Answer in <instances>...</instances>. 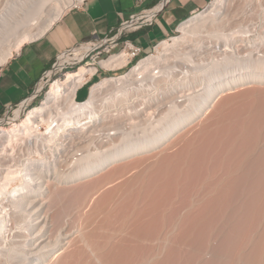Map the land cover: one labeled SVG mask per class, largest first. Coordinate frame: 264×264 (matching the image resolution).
<instances>
[{
	"label": "bare ground",
	"instance_id": "1",
	"mask_svg": "<svg viewBox=\"0 0 264 264\" xmlns=\"http://www.w3.org/2000/svg\"><path fill=\"white\" fill-rule=\"evenodd\" d=\"M235 1L214 0L209 9L191 16L178 27L183 30L181 37H174L171 44L162 42L163 52L179 39L194 36L186 31L204 25L207 35L212 34L217 39L227 37L220 27H216L214 33L209 27L225 22L223 19L229 14L219 9L229 8ZM46 2L48 0L28 1L25 8L21 7L23 17L19 18L22 19H13L16 22L10 21L11 26H1L0 36L7 37L19 27L24 29V21L38 14ZM257 2L238 0L241 15L251 13L249 8ZM66 3V7L71 4L69 0ZM62 7H57L53 16L35 30L22 31L14 45L1 53L0 64L23 43L42 35L63 13ZM221 20L223 22L219 23ZM166 57L161 54L141 60L129 74L135 78L137 73H145L156 61L162 63ZM223 58L231 61L230 57ZM126 62L124 53H116L99 64L114 70ZM249 64L245 66L250 70L245 78L238 75L224 87L206 88L199 103L195 95L185 91L163 89L171 69L163 67L154 102L159 106L164 104L166 112L158 115L144 111L134 122L131 117L137 110L128 108L125 117L130 122L125 126L118 125V117L113 114V111L120 113L117 102L97 109L94 98L99 89L111 87L121 91L119 79H104L93 85L90 97L83 103L75 99L76 90L86 80L82 74L88 70L87 74L91 75L94 67L85 68L65 86L55 81L45 100L19 122L6 128L1 125L4 120H0V209L8 207L12 224L10 216L13 218L18 213L26 190L31 184L46 186L41 174L49 168L57 170V165L61 164L68 167L66 173H62L65 174L63 183L98 177L86 185L90 195L86 188L85 195L80 189L79 196L85 198L82 208L85 210L90 205L88 213L80 215L83 216L81 222L71 232L63 229L65 232L58 236L61 245L54 241L59 246L54 251L60 249L59 256L54 252L57 261L53 259L44 264H264V59L257 58ZM193 77L195 75L187 72L179 82L183 84ZM252 82L253 87L246 89ZM235 89L239 91L233 94ZM120 96L119 105L128 100L127 91L123 90ZM62 98L65 101L60 103ZM183 105L188 107L187 111L179 109ZM172 112H176V117ZM156 113L158 119L152 120ZM108 119L113 120L108 124L110 128L105 127ZM144 123L159 125L161 129L143 140H132L129 133L140 129L136 128L137 124ZM100 124L107 128L101 138L108 143V148L98 138L105 146L96 147L98 143L93 142L92 150H87L92 142H86L88 146L74 161L68 150L58 148L63 141L73 138V133L85 130L93 133ZM125 136L129 138L126 145L119 147L111 143L114 138L123 140ZM101 152L105 157L94 160ZM109 186L112 187L107 189ZM37 192L43 197L49 193ZM7 225L8 220H0V237ZM162 254L164 262L159 261ZM35 257L38 256L29 259Z\"/></svg>",
	"mask_w": 264,
	"mask_h": 264
},
{
	"label": "rangeland",
	"instance_id": "2",
	"mask_svg": "<svg viewBox=\"0 0 264 264\" xmlns=\"http://www.w3.org/2000/svg\"><path fill=\"white\" fill-rule=\"evenodd\" d=\"M24 1L28 2L30 0H0V16H1L0 21L1 22L5 21L4 23H6L8 21L7 22L8 24H4V23L0 22V24H2V25H0L1 30H3L2 27H4L5 25L8 26L9 24H11L10 21L14 22L16 20V18H18L17 20L22 19V18H19L20 16L23 17L22 16V13H23L22 8H25L24 6L27 5V2H24ZM67 1L68 0H48V2H46V4L41 8V10L38 12V14L30 16L27 18V20L24 21L25 23L22 24L24 26L22 28H24V29H21L19 27L16 29L17 31L10 32L9 35L7 34L8 35L7 37L4 36L5 38L0 36L1 38H4V40H2L0 38V42L2 41L0 43V55L5 50H7L9 47H12L14 45V43L16 42L17 38H19L23 32L35 30L39 26L43 25L51 16H53L57 7L63 6L62 11L64 12L65 9L67 8L65 6V5H67V3H66ZM69 1L72 4L76 0H69ZM235 2H233V4H232L233 7L232 6H230L229 8L227 7L229 9L227 11H229V12H226V13L229 14L230 16L228 15L227 19L226 18L223 19L225 22H223V20H221V21H219V23H222V22L225 24L228 23V26L233 25L231 23V20H232L231 15L233 13H232L230 8L231 7L232 8H238L239 7V6H237L238 0H237L236 4H235ZM9 4H10V6H9ZM235 5L237 7H234ZM241 10L242 9L239 8L240 14H241ZM199 13H201L200 10L197 11L195 15H197ZM2 19H4V20H2ZM13 19H15V20H13ZM242 19L247 20L248 16H245V17L240 16V20H242ZM219 25L214 24V26H212V28L209 27V29H211L212 32L214 33L215 28ZM9 26H11V25H9ZM203 27L200 26L199 28L195 29L194 31H192V30L186 31V33H188L190 35L192 34L194 36L193 37H187L184 40L179 39L178 42L174 43L173 45L175 47H179V48L177 49V51L168 53L166 60L163 61V66H168L171 68V69H169V73L172 72L174 69H178L179 65L183 64L181 66V68L186 67L189 69L187 72H191L192 75H195V77L187 79L183 84H180V82H179V79H181L182 77H176L173 79L174 82L173 81L172 82L174 83V85L177 88H179L178 90H182V91L186 90L185 91L186 93H190L191 95H195L196 97L194 99L197 103L202 102L201 100L203 99V97L205 95V92L207 90L206 88H212L213 90H215L219 87H224L225 85H227L230 82V81L224 82L225 80H223L224 78L221 75L224 73H227L228 69L230 68V65L233 63V62L232 63L228 62L229 64L227 63L228 64L227 67L223 68L221 63L217 64V62H213V60H211V63L209 65V73L210 74H208L207 78L202 80L203 76H201V71L204 70V68L206 67V66H204V67L202 66V63L204 62V58H203V54H202V49H203L202 45L204 44V39L202 38V35H203L202 32L205 31V25ZM11 33H13V34H11ZM0 35H2V34H0ZM182 35H183V30L181 28H179V31L173 33L171 36H177L176 38H179ZM211 39L215 40L214 35L211 36ZM196 41L200 42L198 44L199 46L197 44H195ZM81 46H84V45H79V46L75 47L71 51V53L65 54L64 56L63 55L60 56L59 59L56 61V65L53 68L51 66L48 69V71H49L48 75L46 77H44L43 80L40 81V84L38 86V87H43V89L40 91V94L38 95V97L33 102H31L30 106L25 110L23 115H25V113L31 107H33L35 105L38 106L39 102L45 100V98L47 96V94H46V96H44L45 92L47 90H50V86L52 83H54L55 81H59L63 86H65L71 80L76 78V76L80 72H82V68L97 66V68L99 69V75L96 76L95 78H93L92 81H95L99 77L102 78V77L116 76V75L122 74V73L128 71L131 67V63H130L127 67H124L122 69H115V70H107L106 71V70H104V67H101L98 65V62L100 60L106 59L109 54L116 53L121 48V46H118L117 49L111 50L109 53H106L105 51H103L102 48H99V49L94 51L92 58L87 57V58H84V60L80 61V59H81L80 57L83 56V53H79L80 54L79 55L77 52L80 51ZM174 46H172L171 48H173ZM197 47L198 48L201 47V48L198 49ZM171 48H169V50ZM162 49H163V47H162ZM97 52H99V53H97ZM13 53H15V51H13L12 54ZM143 55L144 54H142L141 57ZM85 61H89V62L86 63ZM1 65L2 64H0V67H1ZM236 65L239 68L240 73L241 74L244 73L243 75H239V76H242L245 78L244 75L246 74V72L249 73V71H250L249 68L245 69L247 67V65H249V62L247 61L244 64H243V62H241V63L236 64ZM87 72H88V70L84 74H82V75L86 76V79L89 76L87 74ZM224 76H226V75H224ZM187 82L189 83L190 88L188 87L187 89H185ZM253 84H255V83L252 82V84H251L252 86H250V87H249L250 84L248 85V87H247V85H245L244 87H247L246 89H248V88L253 87ZM201 85H203V86H201ZM242 88H239V89H242ZM239 89H237V90L239 91ZM243 89H245V88H243ZM237 90L235 89L233 94H236L235 92ZM86 93H87V85H85L79 91L78 96H77L78 99H83L86 96ZM127 97H129L128 92H127ZM64 101H65L64 98L60 99V103L64 102ZM164 106L160 107V108L159 107H153V109L156 108V110H158V115H159V114L166 112V110H164ZM183 106H185V105H183ZM148 108L152 110V111L146 110L148 112H157L156 110H153L152 107H150V106ZM161 108H163V109H161ZM182 108L185 109V111L188 110L187 106L182 107ZM182 108L179 107V109H182ZM130 109H132V108H130ZM133 109H135V108H133ZM2 114H0V118L3 117L4 120L7 119V121L11 120V118L13 117V115L11 113L6 114L5 116H3ZM129 116H131V115H129ZM21 117H23V116H21ZM20 119H22V118H19V120ZM9 122H11V121H9ZM106 124L110 125V123H106ZM154 125L155 124H153V126ZM10 126L11 125H9V123H7V124H5L4 127L9 128ZM153 126H150V124H147V123H144L140 126L137 125L136 128L139 127L140 129H138L135 132H131L129 134H130L132 140H135L134 138L142 139L145 136L146 137L151 136L158 129H161V128H159V125H157V126L155 125L154 127ZM152 127H153V129H152ZM151 129L153 130L152 133H151ZM149 133H150V135H149ZM201 134H203V133H201ZM127 136L124 137L125 138V139H123L124 141L121 140L122 138L116 137L111 141V143L118 144L119 147H122V145L124 146V143L126 145L127 138L129 137V136L128 137ZM143 139H145V138H143ZM142 140H137V141H142ZM89 142H92L93 145H94V143H96V144L98 143V146L95 145L96 147H100L103 144L102 142H99V141H96L93 143V141L90 140L87 143H89ZM105 144H103V145L105 146ZM106 145L107 146H105V148H108V143ZM176 151H178V150L176 149ZM102 157H105V154H103V152H101L98 155H95L94 160H99ZM66 167L67 166H65V165L58 164L57 170H54L53 168H51V169L49 168L41 174L43 177V179H41V181L42 182L45 181V184H46V187L42 191H48L49 193H48V195L47 194L44 195V197L42 196V199L39 197H30L28 200L24 201L20 205V209L17 213L18 215H16V217L14 219L12 218L13 219V221H12L13 228H11V230H6L3 237H0V264H44L45 262H48L49 260L53 261V259H56L55 261H57V258H55V257L58 254L60 255V253H59L60 249H58L56 251H54V250L56 248H59L57 243L60 242L59 238L61 237V232L64 231L63 230L64 228L66 231L68 230L67 232H71L74 228H76L77 225H79V223L81 222L80 221L81 218L84 215H86V213H88V208L90 209V205H89V207H86L85 210L82 208V205H81V202L83 203L85 201L84 195L86 193L84 192V188H86L85 189L86 192L88 191L87 193L91 192V191H89V187L87 188V186L91 182H94V178L96 180L98 177L96 175V176H91V177H88L86 179L79 180L76 182L63 183V182H65V180L63 178L65 174L62 175V173H66V170L68 169V167L67 168ZM54 176H55V178L56 177L57 178L56 179L54 178L55 180L54 179L52 180V178ZM44 178H45V180H44ZM61 181H63V182H61ZM88 181H90V182H88ZM111 187L112 186H109V187H107V189H110ZM80 189L83 191H81ZM80 191H81V194H82V192H84L83 196L82 195L79 196ZM59 192H61L63 194H61ZM88 195H90V193ZM88 195H87V198H88ZM81 198H83V199H81ZM240 198H237V199L240 200ZM74 200H75V202H74ZM242 200L243 199L241 198V201ZM91 205H92V203H91ZM176 206H177V204H176ZM38 211H40V213H43L42 218L36 217V214ZM81 214H83V216H80ZM221 220L222 219L220 218L219 221L222 223ZM64 224H66V225L64 226ZM31 229H32V231H31ZM58 229H59V231H58ZM60 229H62V231H60ZM30 232H32L31 235H29ZM57 232L60 234L59 235L56 234ZM162 235H161V237H162ZM58 236H60V237L58 238ZM57 239H58V241H57ZM28 240H30V242ZM55 240L57 242L56 244L54 242ZM31 241H34V242H31ZM53 244L55 245V248H54ZM59 245H61V242ZM27 250H34V251L32 253H29V251H27ZM54 252H58L57 255H56V253L54 254ZM33 255L34 256L37 255L38 257L32 258V260L29 259V258L33 257ZM23 256L27 257L28 259H26V258L24 259ZM163 258H164V254H162L159 257V261H163ZM58 260H59V258H58Z\"/></svg>",
	"mask_w": 264,
	"mask_h": 264
},
{
	"label": "built area",
	"instance_id": "3",
	"mask_svg": "<svg viewBox=\"0 0 264 264\" xmlns=\"http://www.w3.org/2000/svg\"><path fill=\"white\" fill-rule=\"evenodd\" d=\"M163 1L164 0H161L162 3ZM213 1L214 0H209L206 6L202 8L200 12H204L207 9H209L208 7L211 5ZM83 2L84 0H76L75 2L70 4L62 14H64L67 11L81 9ZM160 9H161L160 7L159 8L153 7V8L145 9L140 12L131 14L128 19L120 22L119 26L116 28V30L112 34L96 42L88 43V44H85L84 46H81L80 51H78V54L83 53V56L80 57L81 58L80 61L84 60V58H87V57L92 58L94 51L99 48H102L103 51H105L106 53H109L114 48L121 46V48L116 53H124L127 56V62L125 63L123 67L119 69L127 67L130 63H131L130 69H132L133 66L137 65V63L140 62L141 60L147 59L149 57L156 58L161 54H165V56H167L168 53L177 51L179 47L174 46L170 50L163 52V49L161 46L162 42L171 44L173 42L172 39L176 37V36L170 35L160 40L153 46H151L149 51L145 52L144 55L141 57V55L143 54L141 47L133 44L131 40L126 38L127 35L130 34L131 32L136 31L145 26H150L154 18L156 17L157 13L160 11ZM230 9L233 13L231 15L232 17L231 23L233 25L228 26V23L226 24L223 23V24H220V26H217L218 28L220 27L221 33L225 32L228 35L227 37L217 39V36H214L215 40H213L211 39L212 35L211 36L207 35V32L205 31L202 32L203 33L202 38L204 39V44L202 45V48H203L202 54H203L204 62L202 63V66L203 67L206 66L208 68V70L206 71L205 69L201 71V76H203L202 80L207 78L208 74H210L209 65L211 63V60L217 63H221L223 68L227 67L228 62H236L230 65V68L228 69L227 73H224L221 75L224 78L223 80H225L224 82H226V81H231L233 77L244 74V73L242 74L240 73V70L236 65L237 60L248 61L250 63V61L257 59V58L264 59V0H258L257 4L253 3L251 5V7L248 10L251 13L247 15L248 16L247 20L246 19L240 20V16L241 17L243 16L240 14L239 8H230ZM219 10L223 11L224 13L227 12V8H220ZM195 14L196 13L192 14L191 16ZM227 17L228 15L225 16L226 19ZM177 31H179L178 28L176 32ZM72 50L64 52L60 56L69 54L71 53ZM116 53L109 54L108 57ZM60 56H58L55 59V61L52 64V68L56 65V61L59 59ZM223 57H230L231 61H226V58H223ZM99 62H98V65L101 66ZM182 65L183 64L179 65L178 69H174L172 72L169 73V77L168 79H166V83H165L166 84L165 89H167V91L179 89L174 85L173 79L176 77H182V75L187 73V71L189 70L186 67L181 68ZM91 67H94L95 71L91 75H89L90 78L88 80H85L84 83H82L79 86V87H82V86L87 85V95L85 99L80 102L83 103L90 97L91 88L93 85L99 83L100 81L104 79H113V81L114 80L116 81L117 79H119L121 81L120 83L121 91L114 90L111 87L105 90L99 89V91L95 94V97H94L95 99H97V102H96L97 109L102 108L103 106L111 107L112 103H115V102L118 103L117 106L120 107V113L117 111H113L114 116L118 117L116 119V121H118V125L120 124V125L125 126L127 123L130 122L126 118L128 115L127 114L128 108H135L137 110L135 115L133 116L132 114V117H131V119L134 122H136L137 121L136 118H140L139 113L142 115L146 112V110L152 111L151 109L148 108L149 106L152 107V109L153 107L160 108L164 106V104H161L159 106V103L154 102L157 99V93H159V89H160L159 80L162 79L161 76H162L163 67H166V66H163V62L161 63L159 61H156L154 65H152L145 73H141V72L137 73L135 75V78H132V76L129 74L130 73V69H129L128 71L122 74L116 75V76H109V77H102V78L99 77L95 81H92V80H93L94 75L99 73V69L97 68V66H91ZM104 70L107 71L111 69H107L104 67ZM48 72L49 71L47 70L42 74L41 78L35 84V86L32 89L31 94L27 98H25L24 100H22L21 102H19L18 104L14 106H9L3 112L2 114L3 116L11 113L13 117L11 118V120H8V121L7 119L4 120V118L1 117L0 120H4L1 123V125L5 126V124L7 123H9V125H12V123L19 122V118H24L29 110L37 106L35 105L31 107L25 113V115H23L25 110L30 106L31 102H33L38 97V95L40 94V91L43 89V87H38V86L40 84V81L43 80L44 77L48 75ZM89 82L91 83L88 84ZM118 83L119 82H116V84ZM188 87H189V83L187 82L185 89H187ZM123 90H126L128 92L129 97L127 98L129 100L119 105V102L121 99L120 95ZM48 91L49 90L45 92L44 96H46ZM183 91H186V90H183ZM112 92H113V95H112ZM41 102H39L38 105H40ZM182 107H185V106H181V108ZM153 110H156V108H154ZM156 111L158 113V110ZM157 113L156 115H154V118H152V120L157 119ZM171 115H173V117H176V112H172ZM106 122L111 124L113 120L109 121L108 119ZM106 122H104L103 124H105ZM138 122L140 121L138 120ZM103 124H100L99 127L96 128L93 133H91L90 131H86V130L81 131L80 133H73L74 137L71 138L70 140L63 141L59 145L58 148L61 150H68L71 154L72 161L76 160L79 157V155H81V153L83 152V148L88 146L86 145V142H88L89 140H93V142H95L98 140V138L100 140L102 139L101 137L104 136V134L106 133L105 129H107V128H102ZM137 125L140 126L139 124ZM105 127H108V125ZM41 131H44L43 127H41ZM101 141L105 142V140L103 139ZM91 147L92 148L94 147L92 143L89 144V146L87 147V150H91L92 149ZM45 187L46 186L44 184L42 185H40L39 183L31 184V188L29 190H26L27 193L25 195V200H23L22 203L28 200L30 197H39L42 199L41 195H37V193H39L37 192V190H44ZM5 207H6L5 209H2V210L0 209V218L8 220L7 230H11V228H13V225L10 224L11 222L9 221V218H8V214L10 212H9L8 207L7 206ZM16 215L17 213L15 214L13 219L16 217ZM36 217L42 218L43 213H40V211H38L36 214ZM10 219H12V216H10Z\"/></svg>",
	"mask_w": 264,
	"mask_h": 264
},
{
	"label": "crops",
	"instance_id": "4",
	"mask_svg": "<svg viewBox=\"0 0 264 264\" xmlns=\"http://www.w3.org/2000/svg\"><path fill=\"white\" fill-rule=\"evenodd\" d=\"M208 1L164 0L162 3L161 0H84L81 9L62 14L42 35L23 43L1 65L0 114L27 98L58 56L112 34L120 22L131 14L153 7L161 8L150 26L133 31L126 37L141 47L144 54L151 46L175 33L184 21L204 8ZM83 87L76 90L75 99L78 101L86 97H77Z\"/></svg>",
	"mask_w": 264,
	"mask_h": 264
},
{
	"label": "trees",
	"instance_id": "5",
	"mask_svg": "<svg viewBox=\"0 0 264 264\" xmlns=\"http://www.w3.org/2000/svg\"><path fill=\"white\" fill-rule=\"evenodd\" d=\"M86 63H88L89 61H85Z\"/></svg>",
	"mask_w": 264,
	"mask_h": 264
}]
</instances>
